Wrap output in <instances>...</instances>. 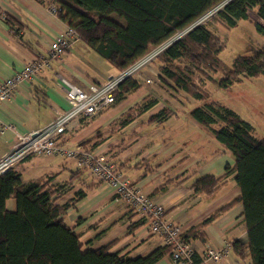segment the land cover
Instances as JSON below:
<instances>
[{
  "label": "crops",
  "instance_id": "0c3cea01",
  "mask_svg": "<svg viewBox=\"0 0 264 264\" xmlns=\"http://www.w3.org/2000/svg\"><path fill=\"white\" fill-rule=\"evenodd\" d=\"M251 11L258 17L256 9ZM1 13L12 20L15 32ZM254 20L263 22L260 18ZM68 26L42 0H0V81L20 71L28 62L47 56L51 42L64 34ZM115 72L107 60L81 39L76 40L61 61L52 60L32 80L21 83L10 100L0 104V158L13 148L16 132L42 128L55 117L54 109L69 108L63 96L62 77L84 87L105 81ZM139 84L137 91L113 106L75 121L64 134L63 143L113 158L120 174L161 203L187 232L220 211L200 232L190 234L198 258L207 247L220 248L236 240L247 243L244 205L234 202L240 194L235 174L211 193H198L193 188V183L204 175H222L227 164H234L236 158L190 117V110L160 105V97L155 96L159 100L156 107L128 126L113 129V124L131 107L149 94L156 95L151 84L142 80ZM135 97L138 98L134 100ZM164 107L171 109V116L162 121H148ZM8 124L14 129H2ZM130 131L134 132L131 136ZM118 133L127 135L118 137ZM18 170L24 183L52 177L51 184L61 187L57 204L75 200L65 218L81 232L84 242L91 240L84 250L109 245L112 252L137 257L166 246L162 236L151 233L146 218L128 207L125 200L118 199L110 184L97 180L87 165L80 166L77 159L32 156ZM79 191L85 192V196L78 198ZM7 206L14 210L15 199H8ZM157 264H173L170 254ZM207 264H249V257L243 259L231 248L226 258Z\"/></svg>",
  "mask_w": 264,
  "mask_h": 264
},
{
  "label": "trees",
  "instance_id": "16d2710c",
  "mask_svg": "<svg viewBox=\"0 0 264 264\" xmlns=\"http://www.w3.org/2000/svg\"><path fill=\"white\" fill-rule=\"evenodd\" d=\"M223 1L54 0L53 3L57 14L77 31L78 39L117 72L171 40ZM252 9L257 10L263 21L253 22L264 35V0H230L209 20L169 45L153 63L158 61L162 73L178 88L204 101L190 109V117L235 156V163L227 164L222 175H204L193 183V188L198 193H211L235 174L240 194L234 202L244 205L248 242L236 240L231 248L241 258L249 257V264H264V137H258L255 127L235 110L218 101H205L206 96L198 90V84L186 77L197 72L215 81L211 73H222L223 78L218 83L227 88L242 81V77L264 75V46L255 49L252 55H238L228 67L220 57L225 41L210 26L211 20L218 17V22L235 27L240 20L251 18L249 11ZM1 15L15 32L9 16ZM139 82L135 77L125 79L115 92L116 102L137 91ZM158 103L156 97H144L113 124V129L128 126ZM171 115L172 111L164 107L148 121H162ZM51 179L38 178L24 183L16 165L0 173V264H157L164 255L170 254L167 245L137 257L112 252L109 245L84 250V245H90L91 240L84 242L81 232L65 218L75 200L57 204L61 187L52 185ZM83 196L85 192L79 191L77 197ZM10 198L15 199L14 210L8 209ZM219 212L194 226L187 232L188 237L200 232Z\"/></svg>",
  "mask_w": 264,
  "mask_h": 264
},
{
  "label": "built area",
  "instance_id": "2783aa9c",
  "mask_svg": "<svg viewBox=\"0 0 264 264\" xmlns=\"http://www.w3.org/2000/svg\"><path fill=\"white\" fill-rule=\"evenodd\" d=\"M53 1L43 0L51 11L57 13ZM228 1L230 0H224L207 11L188 28L209 20ZM3 18L5 19L4 15ZM76 40H78L77 31L68 26L64 34L59 35L51 42L47 56L28 62L20 71L0 81V104L10 100L13 92L21 83L32 80L52 60L61 61L68 48ZM167 43L153 48L128 68L111 73L102 82H91L82 87L62 77L63 96L67 100L69 108L65 110L54 109L55 117L42 128L28 133L16 132V141L13 148L0 158V173L6 172L29 156L75 158L80 166L87 165L90 173L96 179L110 184L120 198L131 203L135 210L148 220L151 233L162 236L166 245L170 247V258L173 264H207L209 261H220L226 258L231 249V243L226 242L220 248L207 247L203 252V256L198 260L196 250L191 238L188 237L187 231L170 217L161 203L152 199L130 179L123 177L117 171L113 158L95 151L70 148L62 141V137L75 121L80 120L82 117H92L113 106L116 103L115 92L119 89L120 84L129 77H135L144 66L153 63L156 57L165 50ZM154 76H159V73L154 72ZM152 79L151 75L145 78V81L151 83ZM5 128L14 129L11 124L2 127V129Z\"/></svg>",
  "mask_w": 264,
  "mask_h": 264
},
{
  "label": "rangeland",
  "instance_id": "374dc122",
  "mask_svg": "<svg viewBox=\"0 0 264 264\" xmlns=\"http://www.w3.org/2000/svg\"><path fill=\"white\" fill-rule=\"evenodd\" d=\"M249 14L251 16L250 19L240 20L239 24L235 27H230L227 24L218 22V17L210 22V26L213 27V29L215 28L214 32L216 35L220 36L221 39L225 41L226 46L221 52L220 57L228 67L233 64L234 59L238 55H252L255 49L264 46V35L256 29L253 22L254 19L259 18L251 10ZM177 34H179V32ZM154 72H158L159 76H154ZM151 75L153 78L152 82H146L145 78ZM211 75L216 79L215 81L210 80L205 74H199L197 72L192 75H186V77L192 78V80L198 84V90L206 96L205 101H218L235 110L255 127L258 137H264V75L258 77H242V81L235 82L232 86L227 88L220 86L218 83V81L223 78L222 73H211ZM135 78L153 86L156 95H149L153 97L159 96L160 105L169 104L173 106L174 109L179 107L181 110H190L194 105L204 102L196 100L187 92L178 88L174 81L170 80L162 73L158 61L151 64L149 63L141 68L139 73L135 75ZM138 97H135L134 100ZM133 133V131H130L128 135L131 136ZM122 134L125 136L127 135L126 133H118L116 136L119 137ZM211 147L212 146L209 145L208 149L211 150ZM83 150L88 151L87 149ZM108 151H110L109 147ZM22 162L23 160L17 163L16 166L19 167ZM115 196L118 199H122L117 194ZM125 202L126 204L128 203V207L131 206L135 209L127 200H125Z\"/></svg>",
  "mask_w": 264,
  "mask_h": 264
},
{
  "label": "bare ground",
  "instance_id": "6f19581e",
  "mask_svg": "<svg viewBox=\"0 0 264 264\" xmlns=\"http://www.w3.org/2000/svg\"><path fill=\"white\" fill-rule=\"evenodd\" d=\"M198 25V24H197ZM197 25H195V26H197ZM195 26H192V27H190V28H188L186 31H183V32H181L180 34H178V35H175L173 38H171V40H168V41H166V42H168L167 44H166V48L169 46V45H171L174 41H176L181 35H183V34H185L186 32H188L189 30H191V29H193ZM165 42V43H166ZM164 44V43H163ZM165 48V49H166Z\"/></svg>",
  "mask_w": 264,
  "mask_h": 264
}]
</instances>
